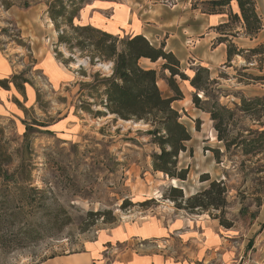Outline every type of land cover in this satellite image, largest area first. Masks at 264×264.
I'll return each instance as SVG.
<instances>
[{
  "label": "rangeland",
  "instance_id": "obj_1",
  "mask_svg": "<svg viewBox=\"0 0 264 264\" xmlns=\"http://www.w3.org/2000/svg\"><path fill=\"white\" fill-rule=\"evenodd\" d=\"M2 1H13L11 12L4 9ZM25 1L0 0V29L4 43L11 45L14 53L22 54L19 61H24V67L20 73L33 84L31 88L40 90L41 100L39 104L33 100L26 102V113L0 115V144L11 151L17 148L25 151L31 163L32 186L40 190L35 196L48 205L50 215L59 214L60 220L69 216L70 222L55 232L48 217L37 215L35 222L44 223L46 236L34 244L17 246L22 226L13 224L10 216L0 210V264H41L53 258H65V264H107L122 249L136 252L154 249L151 241L143 240L102 245L116 226L137 216L180 211L216 219L244 244L246 259L264 264V224L259 220L264 203V172H258L257 164L247 162L241 154L225 152L210 114L193 101L195 94L200 97L203 92L197 93L189 81L177 77L183 98L174 101L173 106L192 139L186 144L187 151L179 155L178 167L188 169L187 178L172 179L153 169L152 155L160 148L147 133L149 125L111 114L97 116L96 111L104 110L97 105L100 99L88 96L93 92L90 88L83 86L82 90V82H93L97 72L109 75L113 64L98 59L92 64L87 49H71L66 42L60 43V35L72 36V30L64 17L57 21L60 27L56 26L48 12L49 0H31L27 8L23 7ZM90 1L76 4L83 8ZM64 3L68 11L74 8L68 0ZM80 12L74 18L76 25L87 21L85 14L83 21L79 19ZM95 23L103 25L100 19ZM72 42L75 44L76 40ZM53 57L66 67L67 78L54 72L51 79L37 62ZM64 60L68 61L66 65ZM256 62L254 71L243 70V61L210 70L218 83L210 85L208 93L230 108L240 103L242 95H261L257 92L264 82L241 78L244 72L262 75L258 72L260 63ZM162 63V60L156 63L141 60V65L157 70L163 94L173 96L165 80L169 72H163ZM198 66L201 65L191 61L181 64L190 76L191 68ZM89 102L93 103V112L82 110V104ZM240 125L259 127L246 117ZM26 131L29 132L25 137ZM213 148L223 152L219 161ZM18 163L19 158L15 157L13 167ZM214 180L223 181L227 190L220 206L186 208L187 198L210 188ZM174 185L182 189L183 200L173 199ZM2 189L0 205L7 193L5 186ZM97 244L98 258L92 261L88 258L85 263L80 255ZM174 247L179 248L180 243L175 242Z\"/></svg>",
  "mask_w": 264,
  "mask_h": 264
},
{
  "label": "trees",
  "instance_id": "obj_2",
  "mask_svg": "<svg viewBox=\"0 0 264 264\" xmlns=\"http://www.w3.org/2000/svg\"><path fill=\"white\" fill-rule=\"evenodd\" d=\"M68 1L74 5L71 11L67 10L64 0L48 1V12L56 26L60 27L57 21L64 17L74 36L62 34L59 42H66L71 49L74 47L87 49L92 64L96 63V59L113 64L109 75L102 76L97 72L93 82H82V90L84 87L90 88L93 92L88 96L92 99H100L97 105L102 106L104 110L96 111L97 116L111 114L126 121H143L149 125L147 133L152 135L153 142L160 148L159 152L152 155L154 170L161 171L172 179L186 180L187 178L188 169H179L178 163L179 155L187 151L186 144L192 139V135L181 121V114L173 106L174 101L183 98V92L177 81V77H180L184 81H189L197 93L203 92L204 96L199 97L195 94L193 101L196 107L210 114L217 138L224 144L225 152L230 155L241 154L247 162L257 164L258 172H264V95H242L240 103H235V107L230 108L208 93V87L217 84L218 78H212L207 67H192L193 75L190 76L182 70L180 59L166 48L164 41L160 45H155L143 34L121 36L90 24L76 25L74 18L82 9V6L79 7L76 2L84 0ZM232 1L238 3L240 14L230 10ZM2 4L5 10H9L14 3L2 1ZM31 4L32 1L27 0L23 7L27 8ZM192 9H198L210 15L228 14V21L215 27L218 36L213 41L214 46L220 43L227 45V67L232 66L234 57L242 56L247 63L259 61V68L262 70L264 42L250 48L239 47L234 42V38L240 34L238 27L241 25L243 33L251 38H255L264 28V21L258 13L256 0H192ZM73 39L76 40L75 44L72 42ZM19 45L23 48L22 44ZM26 48L30 51L28 46ZM142 59L152 63L163 61L161 67L163 72H169L165 80L174 92L173 96L163 94L158 85L157 70L141 65ZM63 63L66 65L68 61L64 60ZM247 68L243 66V70ZM243 75L241 78L248 77L256 82H264V75L246 72ZM9 82L22 92H24L25 84L31 83L24 73L14 74L10 80H0V84L6 88ZM38 97L40 98V95ZM92 105L91 102L82 104V110L93 112ZM245 117L259 127L256 129L243 125L238 127ZM28 132L24 134L25 137ZM211 150L219 161L223 155L221 149ZM15 157L19 158V163L13 167ZM0 182L7 188L0 210L10 216L13 224L22 226L20 227L22 237L17 246L34 244L46 236L47 231L43 230L44 223L35 222L37 215L48 217L53 228H56L55 232H60L70 222L69 216L60 220L59 214L50 215L48 205L42 198L37 199L35 196L40 190L32 186L31 163L23 149L17 148L11 151L0 144ZM2 186L0 194L4 192ZM226 191L223 181L214 180L210 188L188 197L186 208L190 210L209 206L217 208L223 202ZM171 195L175 200L184 199L182 189L177 186L172 187ZM258 198L260 201L261 197Z\"/></svg>",
  "mask_w": 264,
  "mask_h": 264
},
{
  "label": "crops",
  "instance_id": "obj_3",
  "mask_svg": "<svg viewBox=\"0 0 264 264\" xmlns=\"http://www.w3.org/2000/svg\"><path fill=\"white\" fill-rule=\"evenodd\" d=\"M256 3L264 21V0H256ZM230 10L240 14L236 1H232ZM84 14L86 22L83 21ZM228 17L226 13L210 15L192 9V0H91L82 8L79 19L115 35L143 34L155 45L164 41L166 48L176 54L182 65L191 61L212 71L227 67V45L214 46L213 41L218 36L215 27L227 22ZM97 19L104 26L97 25ZM238 30L240 34L234 42L239 47L250 48L264 42V28L255 38L246 36L242 25ZM13 50L11 45L4 43L0 29V80H10L24 67V61H19L22 54ZM37 60L51 79L54 72L63 78L68 77L66 67L56 58ZM240 61L245 62L242 66H247L246 70L254 71L256 60L247 64L245 58L236 56L232 64ZM258 72L264 75V64ZM31 86L32 83H26L22 92L12 82L7 88L0 84V115L26 113L25 103L29 100L39 104L41 92ZM258 89L257 94L264 95V84ZM259 220L264 224V203ZM134 240L151 241L154 249L142 252L122 249L107 264H239L242 259L246 260L245 246L240 244L236 234L222 228L216 219L186 211L134 217L116 226L102 245ZM175 242L180 243L179 248L174 247ZM98 248V244L94 245L80 255L84 256L85 263L88 258L92 261L97 257ZM63 261L65 258H53L41 264H65Z\"/></svg>",
  "mask_w": 264,
  "mask_h": 264
},
{
  "label": "built area",
  "instance_id": "obj_4",
  "mask_svg": "<svg viewBox=\"0 0 264 264\" xmlns=\"http://www.w3.org/2000/svg\"><path fill=\"white\" fill-rule=\"evenodd\" d=\"M239 264H263V263H260V262H257V261H254V260H251V259H242Z\"/></svg>",
  "mask_w": 264,
  "mask_h": 264
},
{
  "label": "bare ground",
  "instance_id": "obj_5",
  "mask_svg": "<svg viewBox=\"0 0 264 264\" xmlns=\"http://www.w3.org/2000/svg\"><path fill=\"white\" fill-rule=\"evenodd\" d=\"M161 173H162V172H161ZM161 173H160V174H161ZM174 186H177V185H174Z\"/></svg>",
  "mask_w": 264,
  "mask_h": 264
}]
</instances>
